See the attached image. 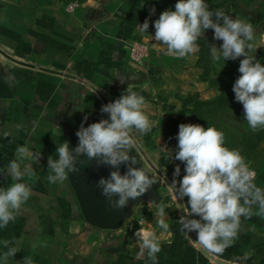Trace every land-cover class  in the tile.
Returning <instances> with one entry per match:
<instances>
[{
  "label": "crops",
  "instance_id": "obj_1",
  "mask_svg": "<svg viewBox=\"0 0 264 264\" xmlns=\"http://www.w3.org/2000/svg\"><path fill=\"white\" fill-rule=\"evenodd\" d=\"M176 3L0 1V188L13 182L7 165L16 159L18 147L40 155L32 165L34 173L21 181L31 186L32 195L16 220L0 228V254L7 251L5 240L17 248L8 264H24V258L32 264H152L146 252L138 256L134 234L141 228L155 231L161 241L157 264H264L262 216L242 217L238 239L220 255L203 250L195 242L196 233H185L179 223L188 198L176 199L170 191L176 166L184 164L172 159L178 141L171 137L168 123L201 81V69L197 52L177 59L165 55L154 40V22L163 11L175 10ZM206 3L210 10L222 8L231 15L232 0ZM146 19L149 29L142 33L138 24ZM134 47L139 51L134 53ZM128 84L145 98L146 114L155 122L150 133L134 137L131 155L144 154L142 168L159 186L156 199L133 203L122 226L111 230L85 219L69 178L48 184L47 160L58 159L59 143L68 141L70 149L78 145L81 124L108 119L101 107L119 98ZM31 163L23 161L21 170ZM249 166L256 173V185L264 188V153ZM159 203L168 205L165 219L171 236L157 227Z\"/></svg>",
  "mask_w": 264,
  "mask_h": 264
},
{
  "label": "clouds",
  "instance_id": "obj_2",
  "mask_svg": "<svg viewBox=\"0 0 264 264\" xmlns=\"http://www.w3.org/2000/svg\"><path fill=\"white\" fill-rule=\"evenodd\" d=\"M174 8L163 11L154 22V40L165 49L164 54L177 59L195 54L199 51L198 40L205 37L208 29L214 30V39L222 44L219 48L211 45V51L216 60H223L222 68L226 61L243 57L238 68L240 76L232 90L235 100L243 105L244 120L250 130H264V64L255 56L253 25L239 17L233 18L222 8L210 10L206 0H177ZM151 11L154 13L155 9ZM148 29L147 19L142 25L138 24V31L147 33ZM12 79L8 77L9 82ZM120 81L124 82L123 79ZM146 107L145 98L128 84L119 98L101 107L108 119L87 127L81 124L76 132L79 143L74 149L69 148L68 141L57 145L58 159L49 156L47 160L48 184H62L68 180L69 173L80 171L78 163L95 160L97 166L108 165L116 169L109 177L100 178L97 184L111 208L123 209L130 199L144 195L156 180L144 168L135 166L137 161L131 153L135 148L134 137L147 135L155 127V122L146 114ZM177 140V150L174 156L171 155L172 159L184 164L185 174L182 179H176L181 171L177 165L170 191L176 199L188 198L186 214L179 219L182 231L195 232V242L206 252L223 254L238 239L242 217H264V188L254 182L256 173L241 152L225 146L224 133L216 127L182 123ZM39 156L26 146H20L16 150V159L7 165V175L13 182L7 188H0V228L16 220L32 195L31 186L21 181L25 175L34 173L32 165ZM81 157L85 159L81 161ZM25 160L32 163L21 170ZM122 164L127 167L123 175L119 171ZM254 206L258 209L255 212ZM166 207L168 205L157 204L160 217L157 227L162 234L171 236L170 224L165 219ZM134 235L139 246L138 256H144L146 252L152 264H157L161 241L156 232L141 228ZM9 243L3 241L7 251L0 254V264H8L17 252V248L9 247ZM249 256L250 253H246L245 259ZM24 264H32L31 259L24 258Z\"/></svg>",
  "mask_w": 264,
  "mask_h": 264
},
{
  "label": "rangeland",
  "instance_id": "obj_3",
  "mask_svg": "<svg viewBox=\"0 0 264 264\" xmlns=\"http://www.w3.org/2000/svg\"><path fill=\"white\" fill-rule=\"evenodd\" d=\"M235 1L231 16L239 17L253 25L255 30L253 43L257 47L255 56L264 64V50L261 49L264 48V0ZM221 44L222 41L214 39L212 29H208L205 37L198 40L197 66L201 69L199 74L201 81L193 85V92L190 94L192 95L191 103L187 107L197 108V113L205 128L214 126L223 131L225 146L229 149H238L248 165H251L264 153V136L260 140L258 137L259 134L264 135V130L257 132L250 130L247 121L244 120L243 105L235 100V93L232 90L236 79L240 76L238 68L240 59L243 57L226 61L222 68L223 60H216L211 51V45L219 48ZM189 121L193 124L196 119L188 113L183 123ZM180 124L181 122L178 121V130ZM138 155L139 164L143 167L147 161L140 151ZM180 169V176L176 177L177 180L182 179L185 174L184 166Z\"/></svg>",
  "mask_w": 264,
  "mask_h": 264
},
{
  "label": "water",
  "instance_id": "obj_4",
  "mask_svg": "<svg viewBox=\"0 0 264 264\" xmlns=\"http://www.w3.org/2000/svg\"><path fill=\"white\" fill-rule=\"evenodd\" d=\"M71 149L74 148L72 147ZM132 155L135 156L137 161L135 166L140 167L139 156ZM80 159L82 161L85 157ZM77 167L80 168V171L69 173V179L85 219L94 226L111 230L119 229L123 224L124 218L130 214L133 203H140L146 198L156 199V190L159 184L153 185L144 195L137 199H130L127 206L123 209H113L110 207L108 199L101 195V189L97 184L100 178L109 177L110 172L116 169L108 165L97 166L95 160L89 163L85 160L81 164L78 163ZM119 171L123 175L127 171L126 165L122 164ZM149 176L151 177V175Z\"/></svg>",
  "mask_w": 264,
  "mask_h": 264
},
{
  "label": "trees",
  "instance_id": "obj_5",
  "mask_svg": "<svg viewBox=\"0 0 264 264\" xmlns=\"http://www.w3.org/2000/svg\"><path fill=\"white\" fill-rule=\"evenodd\" d=\"M80 1H84V0H80ZM233 1V0H232ZM233 3H236V1L234 0ZM262 50H264V48H261ZM191 97L192 95L188 96L187 98H185L183 100V105H182V108L179 110L178 112V116L177 118H173L170 120V122L168 123V127H169V130H170V135L173 139L177 140V136H178V127H177V122L180 121L181 124L184 122L183 120V117L186 115V114H191L193 115V117H195L196 121L193 123V124H200L201 126L204 127V123L203 121L200 119L199 117V114L197 113V108L194 107H187V105L189 103H191ZM186 124V123H185ZM264 135L262 134H259L258 137H259V140L261 138H263ZM178 141V140H177Z\"/></svg>",
  "mask_w": 264,
  "mask_h": 264
},
{
  "label": "built area",
  "instance_id": "obj_6",
  "mask_svg": "<svg viewBox=\"0 0 264 264\" xmlns=\"http://www.w3.org/2000/svg\"><path fill=\"white\" fill-rule=\"evenodd\" d=\"M0 1H1V0H0ZM139 49H140V48H138V47H134V48H133L134 53H136L137 51H139Z\"/></svg>",
  "mask_w": 264,
  "mask_h": 264
}]
</instances>
